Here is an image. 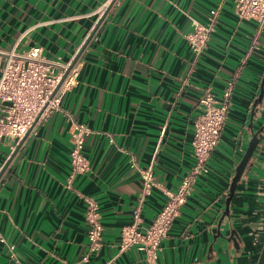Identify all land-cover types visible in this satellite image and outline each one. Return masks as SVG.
I'll return each instance as SVG.
<instances>
[{"label":"crops","instance_id":"0c3cea01","mask_svg":"<svg viewBox=\"0 0 264 264\" xmlns=\"http://www.w3.org/2000/svg\"><path fill=\"white\" fill-rule=\"evenodd\" d=\"M219 2L115 0L102 18L99 11L109 0H0V70L16 46L18 54L41 48L45 60L70 62L77 72L61 110L32 129L9 163L17 146L0 140V173L8 163L0 177V264H144L142 251H119L121 229L131 223L141 195V178L129 159L138 168L153 160L159 187L143 202L145 227L167 201L163 190L175 191L193 163V124L203 90L220 102L229 84L231 108L209 172L197 180L162 241L158 264H235L232 244L226 249L217 237L218 221L264 73V30L252 47L256 25L239 20L226 0L196 57L184 38L190 19L205 23ZM72 123L91 131L83 137L89 170L67 189ZM259 178L264 223V175ZM249 180L220 228L225 237L231 229L239 233L238 264L249 258L243 231L253 227ZM83 197L97 204L103 227L101 247L93 253ZM258 233L249 243L256 248L252 264L264 241V229Z\"/></svg>","mask_w":264,"mask_h":264},{"label":"built area","instance_id":"2783aa9c","mask_svg":"<svg viewBox=\"0 0 264 264\" xmlns=\"http://www.w3.org/2000/svg\"><path fill=\"white\" fill-rule=\"evenodd\" d=\"M113 0H109L111 3ZM226 0H220L215 9L208 12L205 23L191 21V31L184 38L191 52L200 56L214 32L219 11ZM233 11L239 20L251 21L256 25V34L252 47L258 44V38L264 30V0H231ZM107 6L99 11L104 14ZM16 46H14L15 49ZM12 49L6 53V61L0 70V140L9 139L17 146L32 129L46 121L53 113L60 111L63 95L76 84L77 72L71 63L53 62L42 57L41 48H30L20 54ZM71 67V68H70ZM70 69V70H69ZM67 76L58 87L63 75ZM232 84L224 90L222 100L217 102L209 89H204L197 106L199 115L194 120L191 140L193 163L182 177L175 191H165L166 203L148 226H143L142 205L151 191L158 188L153 175V160L145 168H138L134 159L129 165L141 178L139 205L132 210L131 223L121 229L119 251L136 248L144 253V264H158L161 243L167 238L170 227L179 215L181 207L194 190L197 180L208 174V162L211 153L218 145L220 135L231 108ZM68 119H71L68 116ZM91 131L84 125L72 123L70 132L71 150L70 173L66 179V188L72 189L76 176L89 170V162L83 154V137ZM85 203V222L87 245L90 253L101 247L103 227L97 204L83 197ZM13 252V247H9ZM11 258L15 259L14 253ZM14 264H20L14 260Z\"/></svg>","mask_w":264,"mask_h":264},{"label":"water","instance_id":"95a60500","mask_svg":"<svg viewBox=\"0 0 264 264\" xmlns=\"http://www.w3.org/2000/svg\"><path fill=\"white\" fill-rule=\"evenodd\" d=\"M114 1L115 0H113L108 6V8L105 10L102 18L104 17L105 13L111 7ZM69 70L66 71L65 74L63 75L58 87L61 85V83L67 76ZM263 102H264V73L260 81L258 94L256 95V98L253 101L251 108L249 110V113H248V117L246 121L247 123L245 124V128L241 136V142H242L241 158L234 169L233 176L230 179L228 192L225 196L224 208L221 210V216L218 221L217 237L223 242H225L226 249L228 248V244L230 243L232 244L233 249H231L232 250L231 251L232 253L231 261H233L234 259L240 260L242 258L241 254L239 255V257H237V254L239 253V251H242L240 250L241 247H239L238 245V243H241L240 238H239V233H237L234 229H231L229 231V235L225 237L221 234L220 228L223 225V220L225 218L230 219V207H231L230 205H231V202H232V199L235 193L238 191L239 188H242L243 186H245V184L247 183L246 181L249 180V174L253 166L252 161L254 160L255 155L260 154L262 150L264 149V140L263 139L260 140V138H258L259 130L256 131V126L259 125V123L262 121V110L260 109V107L263 108ZM260 125H264V122L262 124L260 123ZM27 135L17 145L8 163L12 160V158L16 155L18 150L21 148ZM246 139H249L248 142L246 141ZM8 163L6 164V166L3 168L2 172L0 173V177L2 173L4 172L5 168L7 167ZM237 260L235 261V264H238L239 260L238 261ZM255 264H264V241L256 256Z\"/></svg>","mask_w":264,"mask_h":264},{"label":"flooded vegetation","instance_id":"af4514ba","mask_svg":"<svg viewBox=\"0 0 264 264\" xmlns=\"http://www.w3.org/2000/svg\"><path fill=\"white\" fill-rule=\"evenodd\" d=\"M264 122V110L262 111V121L261 124ZM257 125L256 131L259 130L258 138L260 140H264V125ZM261 128V129H260ZM252 176L249 180V187H248V199L249 203L251 205L250 210V218H251V224L253 227H247L244 228V233L246 234V237H248V260L246 261L248 264H252V258L256 254V248L251 249V242L258 238V232L262 231L264 229V223L261 219L260 210L258 207V187H259V181H260V175H264V149L260 154L255 155L254 160L252 161ZM258 233V234H257ZM264 235L262 236L261 240H263ZM250 243V244H249Z\"/></svg>","mask_w":264,"mask_h":264},{"label":"trees","instance_id":"16d2710c","mask_svg":"<svg viewBox=\"0 0 264 264\" xmlns=\"http://www.w3.org/2000/svg\"><path fill=\"white\" fill-rule=\"evenodd\" d=\"M255 262H256V260H255Z\"/></svg>","mask_w":264,"mask_h":264}]
</instances>
